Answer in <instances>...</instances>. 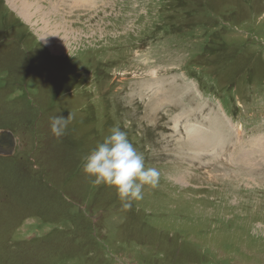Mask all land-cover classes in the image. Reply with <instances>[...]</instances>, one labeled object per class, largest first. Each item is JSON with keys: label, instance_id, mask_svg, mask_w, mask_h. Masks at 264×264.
<instances>
[{"label": "rangeland", "instance_id": "rangeland-1", "mask_svg": "<svg viewBox=\"0 0 264 264\" xmlns=\"http://www.w3.org/2000/svg\"><path fill=\"white\" fill-rule=\"evenodd\" d=\"M14 1L0 0V130L16 139L1 261L264 264V0H30L26 21ZM68 114L57 139L50 118ZM209 125L220 148L186 143ZM117 126L161 173L131 209L82 169Z\"/></svg>", "mask_w": 264, "mask_h": 264}, {"label": "clouds", "instance_id": "clouds-1", "mask_svg": "<svg viewBox=\"0 0 264 264\" xmlns=\"http://www.w3.org/2000/svg\"><path fill=\"white\" fill-rule=\"evenodd\" d=\"M71 120V114L51 117L52 134L57 139L63 137ZM82 169L92 183L114 187L124 209H131L134 201L143 199L145 185L156 188L161 175L158 169L146 167L144 155L119 126L113 127L110 134L83 157Z\"/></svg>", "mask_w": 264, "mask_h": 264}, {"label": "bare ground", "instance_id": "bare-ground-1", "mask_svg": "<svg viewBox=\"0 0 264 264\" xmlns=\"http://www.w3.org/2000/svg\"><path fill=\"white\" fill-rule=\"evenodd\" d=\"M74 1V0H73ZM88 0H76V4L80 3V5H84L87 3ZM93 0H91L92 2ZM114 1V0H113ZM94 2H96L94 0ZM110 2V0H109ZM108 2V3H109ZM111 3V2H110ZM10 4V3H8ZM33 4L34 2H31L30 0H15L13 2V4L11 5V7L13 8V10L17 11V13H19V15L26 21V20H30L32 18H37V11L35 10V8H33ZM89 5V4H88ZM108 5V4H107ZM35 6V5H34ZM105 6V5H104ZM80 7V6H79ZM87 7V6H85ZM89 7V6H88ZM102 8H104L103 6H101ZM91 8V7H90ZM110 8V7H109ZM93 9V8H92ZM105 9V8H104ZM107 9V8H106ZM122 9V8H120ZM80 10V9H79ZM101 10V9H100ZM85 11V10H84ZM87 11V10H86ZM119 11V10H118ZM146 11V10H145ZM41 12V11H40ZM104 12V11H102ZM88 13V12H87ZM121 13V12H120ZM41 14H39L38 16L40 17ZM33 20V19H32ZM115 20V19H114ZM88 22V21H87ZM46 23V22H44ZM119 27V26H118ZM47 27H43V31H42V35H41V40L46 43L48 45V47L52 50L55 51V53L60 52L63 48L61 46L62 43H60V37H58L57 35H55L54 32L51 31V29L47 28ZM63 40V39H62ZM67 42V41H66ZM151 88V87H150ZM157 90V89H156ZM171 90V89H170ZM159 99V98H158ZM155 100V99H154ZM178 102V101H177ZM205 113V111H203ZM214 112V111H213ZM180 114V113H179ZM182 114V113H181ZM218 114V113H217ZM216 114V115H217ZM204 115V114H203ZM219 115V114H218ZM206 116V115H205ZM215 116V115H214ZM213 118V117H212ZM220 118V117H219ZM220 120V119H219ZM229 121V119H227ZM215 121V120H214ZM226 121V120H225ZM202 124V123H201ZM204 125V124H203ZM205 126V125H204ZM201 126L197 127V126H193L186 131L187 132V137L188 140L186 141V143L188 144V142H190L191 144H195L196 146H208V149H213V148H220L218 147V145H216L219 141V139H223V134L220 131H217L216 129L214 130H210L212 127V125H209L208 127H204ZM224 128V127H223ZM256 133V132H255ZM254 134V133H253ZM260 134V133H259ZM255 135V134H254ZM261 135V134H260ZM217 136V137H215ZM244 136V135H243ZM251 137V136H250ZM257 137V136H256ZM218 138V139H217ZM236 140V139H235ZM248 140H252V139H248ZM246 141V140H245ZM249 142V141H247ZM186 144V145H187ZM189 144V145H191ZM243 145V144H242ZM249 145L251 146L252 144L249 143ZM257 147V146H256ZM202 148V147H200ZM247 148V146H246ZM197 149V148H196ZM205 150V148H203ZM202 149V150H203ZM245 149V148H244ZM259 151V150H258ZM214 154V153H213ZM216 154V153H215ZM245 154H247L246 151H242V152H238L237 154H235V157L239 160H241V156H244ZM210 155V154H209ZM221 155V154H220ZM234 157V153L231 154ZM223 156V155H222ZM255 156V155H254ZM225 157V156H224ZM262 157V156H261ZM250 158V157H249ZM264 159V158H263ZM247 161V160H246ZM250 161V159H249ZM259 164V163H258ZM214 169V168H213ZM263 170V169H262ZM213 171V170H212ZM211 180V179H210Z\"/></svg>", "mask_w": 264, "mask_h": 264}, {"label": "water", "instance_id": "water-1", "mask_svg": "<svg viewBox=\"0 0 264 264\" xmlns=\"http://www.w3.org/2000/svg\"><path fill=\"white\" fill-rule=\"evenodd\" d=\"M16 146V139L11 130H0V156H10Z\"/></svg>", "mask_w": 264, "mask_h": 264}, {"label": "trees", "instance_id": "trees-1", "mask_svg": "<svg viewBox=\"0 0 264 264\" xmlns=\"http://www.w3.org/2000/svg\"><path fill=\"white\" fill-rule=\"evenodd\" d=\"M43 54H44L45 56L49 57V58L52 57L51 54L48 53V52H47V54H45V52H43ZM71 143H72V139H71V140L69 139V140H68V144H69L70 146H71ZM0 264H4L3 261H1V258H0Z\"/></svg>", "mask_w": 264, "mask_h": 264}]
</instances>
